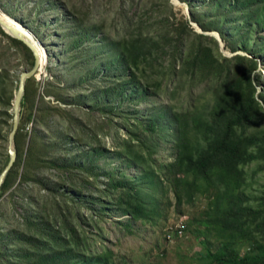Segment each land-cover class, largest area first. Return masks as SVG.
<instances>
[{
	"label": "rangeland",
	"instance_id": "374dc122",
	"mask_svg": "<svg viewBox=\"0 0 264 264\" xmlns=\"http://www.w3.org/2000/svg\"><path fill=\"white\" fill-rule=\"evenodd\" d=\"M236 2L238 6L234 7ZM242 3L243 0H178L176 4L169 0L179 27L185 21L188 24L195 22L190 20L193 17L209 28L198 32L192 23L189 24L193 32L187 30L181 34L185 52L193 44L201 43L211 46L222 62L229 59L224 61L225 68L219 71L221 73L194 76L190 72H181L179 61L175 62V70L171 73L168 63L173 57L169 50L164 53L162 64L148 66L144 74L120 62L125 53L121 41L129 37L128 33L143 11L148 10V23L171 14L165 0H0V12L39 41L41 61L45 66L40 75L30 78L28 106L20 104L18 121L23 123V132H27L24 154L32 121L22 122L21 115L27 112L30 104L33 115L36 107L45 112L52 111L49 120L53 135L55 140L60 139L53 156L63 159L82 156L83 160L78 162L77 158L74 163L84 164L70 171L59 168L42 170L40 176L43 175L45 181V177L52 181H48L45 188L34 181L15 188L20 179L18 175L12 187L1 193L0 250L3 252L4 249L6 256L14 259L19 248L11 241L15 233H39L38 222L43 227L47 223L58 228L57 220L73 211H77L78 218L72 219V224L86 236L85 244L75 253L84 256L94 253L99 255L102 263V254L108 251L112 253L107 255L108 264H198L206 249L214 250L224 240L208 212L216 202L213 197L221 193L222 186L199 179L192 197L177 202L165 170L167 164L175 160V142L182 122L178 114H186L183 124L187 135L195 141L192 119L208 121L225 88L249 66L248 58L256 62L252 78L255 97L261 104V117L247 128L246 136L264 134V100L260 98V94L264 95V26L258 20L262 17L261 2L250 1L249 6L243 7ZM75 26L87 31L88 38L80 39ZM161 28L157 22L146 29L154 35ZM211 32L218 34L219 38L222 32L224 41L217 40L216 34ZM197 33L206 37L199 39L195 36ZM211 38L217 41L216 45ZM5 45H8L7 39L0 35V47ZM235 55H244L245 59L236 60ZM28 60L22 48L14 47H10L8 55L0 59L9 68L16 86L20 72L29 69ZM48 68L56 78L54 83L64 87L60 95L67 104L56 100L53 95H45L44 81L51 79ZM139 87L142 92L134 93ZM105 89L109 92L103 96L100 93ZM40 97L44 100L40 101ZM53 108L70 110L78 117L84 131L80 132L69 114L53 111ZM10 122L12 125V119ZM149 124H153V130ZM11 129L3 126L0 133L1 171L9 159L7 148ZM43 133V125H37V137ZM49 138L47 136L44 140ZM14 148L16 150L15 144ZM89 151L97 154L86 159ZM242 168L244 179L240 189L246 203L255 209L261 208L264 162L254 159ZM21 170L19 168V172ZM143 170L152 171L158 184L153 186L150 180H145L140 188L144 200L155 198L156 212L148 214V219L132 220L122 209L112 205L102 216L97 199L102 198L100 189L106 181L103 173H121L131 181ZM53 186L55 188L49 190ZM151 206L149 203L146 210L151 211ZM30 220L33 224L28 225ZM126 221L130 231L120 225ZM180 222L185 225L183 236L167 240L168 226L175 227ZM235 245L245 252L250 242L238 239Z\"/></svg>",
	"mask_w": 264,
	"mask_h": 264
},
{
	"label": "trees",
	"instance_id": "16d2710c",
	"mask_svg": "<svg viewBox=\"0 0 264 264\" xmlns=\"http://www.w3.org/2000/svg\"><path fill=\"white\" fill-rule=\"evenodd\" d=\"M165 1L167 8L172 11L171 14H165L163 18L152 21L161 24L162 28L154 35L148 33L146 28L154 23H148V10L143 11L128 33L129 37H126L125 41H121L124 44L125 53L121 55L120 62H124L129 67L136 71L140 70L144 74L148 66L153 67L162 64L163 55L166 50H169L173 57L168 63L171 73L175 70V62L178 61L181 72H190L194 76L221 73L219 71L225 68L224 61L229 59L225 58L222 62L211 50V46L206 47L201 43L193 44L185 52V44L181 34L187 30L193 32L189 26L190 23L185 21V24L179 27L172 5L169 4V0ZM250 1L261 2L260 16L262 15V17L258 20L264 26V0H247L245 2L243 0L241 6H249ZM237 6L238 2L234 7ZM190 14L193 16L191 8ZM4 18L16 25L5 15ZM190 20L197 22L203 31L209 30L197 19L192 17ZM75 28L79 32L80 39L88 38L87 31H83L77 26ZM0 35L5 37L8 42V45L0 47V59L8 55L10 47L20 50L22 48L28 55V67L31 68L33 65L31 50L22 41L4 32L1 27ZM195 36L199 39L206 37L202 33H197ZM220 38L224 41L225 36L222 32ZM211 40L216 45L217 41L214 38ZM225 45L227 46V44ZM73 46L71 44V47ZM235 59L243 61L245 56L235 55ZM248 60L250 61L249 66L242 69L236 80L225 88L222 96L212 108L208 121L199 118L192 119L191 125L195 129V141L189 134L187 135L183 124L186 114H178L182 122L179 124L178 137L175 142V160L168 163L165 170L169 181L172 183L177 202H180L182 198L189 199L192 197L193 188L199 179L204 180L207 184L214 182L217 186H222L221 193H216L213 197L216 202L208 212L211 214V221L219 227L220 235L224 240L214 250L206 249L200 255L198 264H264V194L260 203L262 207L255 209L246 203V197L240 189L241 181L244 179L242 167L254 159H261L264 162V134L246 136L247 128L256 124L261 117L259 116L261 104L255 97L252 78L256 62L251 58ZM40 64L43 67L42 61ZM42 67H40L37 76L42 73ZM48 70L51 79L47 78L44 81L45 95H53L56 100L67 104V100L60 95L64 87L54 83L56 78L52 75L51 68ZM29 82L30 78L25 81V92L20 103L22 107L26 102H30L28 101L30 95ZM17 86L11 80L9 68L0 62V133L3 126L12 128L10 120L13 114L11 110L14 91L17 90ZM118 91L119 93L123 92L120 87H118ZM107 92L109 89L103 90L100 94L105 96ZM141 92L142 89L139 87V90L134 93L139 94ZM34 94L35 92L31 94V100ZM260 98L264 100V95L260 94ZM39 100L43 101L44 98L40 97ZM69 104L72 103L69 102ZM26 106L28 105L26 104ZM29 109L30 104L27 112L21 115L22 122L23 120L32 121L31 134L28 138L25 154L23 148L26 143L27 132H23V123L19 122L13 138L17 156L0 185V195L12 187L18 175L20 179L15 188L18 187L19 189L27 181L39 182L45 188L48 181L52 182L46 177L45 181L44 176H40L46 168L70 171L84 165L83 163H74L77 158L78 162L83 160L82 156L75 155L70 159L53 156L54 148L60 139L58 137V140H55L53 135L52 123L49 120L52 111L45 112L36 107L33 115V107ZM53 109L56 112L69 114L72 121L79 127L80 132L84 131L78 117L71 114L70 110L66 108ZM37 125H43L45 132L39 138L37 137ZM148 127L151 130L154 128L153 124H149ZM5 136L7 135L5 134ZM47 136L50 138L45 141ZM89 152L91 153L86 154V159L93 158L97 154L96 152ZM19 168H22L21 172H19ZM103 176L106 180L100 189L103 199H97L101 204L100 213L102 216L106 212V208L112 205L122 209L132 220L148 219V214L156 212L155 198L148 197L147 200H144L140 189L145 180H150L153 186L158 185L152 171L143 170L140 174H136L131 181L121 173H111L110 171L104 172ZM136 177H141V179L137 180ZM80 184L83 186L84 182H80ZM57 187L59 189V186ZM54 188V186L49 187V190ZM236 189L238 191L234 192ZM183 195L188 198L183 197ZM71 198L73 199V196ZM149 203L152 204L151 211L146 210ZM77 218V211H73V213L57 220L58 228H55V224L47 223L43 227L38 222L41 228L39 233L36 232L32 235L15 233L11 239L13 243L19 246L15 252V257L10 259L2 249L3 252L0 250V263L108 264L107 255H111V252L107 251L102 254L104 255L103 263L98 257L99 255H94V253L85 254V256L75 253L86 242V236L72 224L71 220H77ZM29 224H33L31 220L28 222ZM120 225L123 226L124 230L130 231L127 221L121 222ZM238 239L250 242L247 251L241 252L236 247L235 243L238 242ZM85 248L88 250V247Z\"/></svg>",
	"mask_w": 264,
	"mask_h": 264
},
{
	"label": "water",
	"instance_id": "95a60500",
	"mask_svg": "<svg viewBox=\"0 0 264 264\" xmlns=\"http://www.w3.org/2000/svg\"><path fill=\"white\" fill-rule=\"evenodd\" d=\"M172 1L175 2V0H172ZM191 23L196 28V30L198 32H202L201 28L195 22H191ZM0 27L8 35L22 41L31 50L32 55H33V65L31 66V68L24 69L23 71L20 72L17 90H16L14 98H13L12 129L9 133L8 148H7V151L9 154V159L7 161L6 166L4 167V169L0 173V185H1V183L3 182V180L6 176V173L9 171L10 167L12 166V164L16 158V150L14 148L13 138H14V134H15L17 127H18L20 103H21L22 96L24 94L25 81L31 77L37 76L38 70L40 69V67H42V64H40V62H41V59H43V58L41 57L40 50L36 46V43L33 42L32 39L28 35L23 33L18 28L13 27L12 25L6 23L1 17H0ZM204 33H206V32H204ZM210 34H216V33L211 32ZM217 35L218 34H216V37L218 38L217 40L221 41ZM221 42H220V46L223 47L222 46L223 44ZM43 52L46 53V51L44 49H43ZM44 59L46 60V58H44Z\"/></svg>",
	"mask_w": 264,
	"mask_h": 264
},
{
	"label": "built area",
	"instance_id": "2783aa9c",
	"mask_svg": "<svg viewBox=\"0 0 264 264\" xmlns=\"http://www.w3.org/2000/svg\"><path fill=\"white\" fill-rule=\"evenodd\" d=\"M185 225L181 222L175 225V227H172L171 225L168 226L165 237L167 240H172L174 237L179 238L183 236Z\"/></svg>",
	"mask_w": 264,
	"mask_h": 264
},
{
	"label": "bare ground",
	"instance_id": "6f19581e",
	"mask_svg": "<svg viewBox=\"0 0 264 264\" xmlns=\"http://www.w3.org/2000/svg\"><path fill=\"white\" fill-rule=\"evenodd\" d=\"M175 3L178 4V1L175 0ZM0 17L8 24L12 25L13 27H16L18 28L19 30H21L23 33H25L26 35H28L33 42L36 43V46L38 47V49L40 50V54H41V57H42V53H41V49H40V43L39 41L33 36L31 35L29 32H27L26 30L22 29L21 27H19L18 25H14L13 23H10L9 21H7L5 18H4V15L0 12ZM41 63V62H40Z\"/></svg>",
	"mask_w": 264,
	"mask_h": 264
}]
</instances>
